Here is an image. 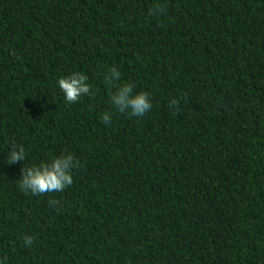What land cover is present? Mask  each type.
I'll use <instances>...</instances> for the list:
<instances>
[{"label": "trees", "instance_id": "trees-1", "mask_svg": "<svg viewBox=\"0 0 264 264\" xmlns=\"http://www.w3.org/2000/svg\"><path fill=\"white\" fill-rule=\"evenodd\" d=\"M128 83L143 117L112 102ZM68 154L72 185L20 189ZM0 262L264 264V0H0Z\"/></svg>", "mask_w": 264, "mask_h": 264}, {"label": "clouds", "instance_id": "clouds-1", "mask_svg": "<svg viewBox=\"0 0 264 264\" xmlns=\"http://www.w3.org/2000/svg\"><path fill=\"white\" fill-rule=\"evenodd\" d=\"M152 15L158 16L165 12L161 5H156L150 9ZM120 73L112 68L109 74H106L105 81L109 85H114L119 80ZM88 76L81 72H74L67 77H61L58 80V86L68 103H76L82 95L91 94V85L87 82ZM131 83L117 86L116 91L112 93V102L120 112H128L132 116L143 117L150 111L152 104L149 93L133 92ZM172 105H178L175 99L171 101ZM102 122L105 125L110 124L111 113L105 112L102 115ZM26 159L24 147L13 144L8 152L7 163L14 164ZM78 162L72 154L54 158L50 163H43L39 166L22 168V176L19 187L26 194L31 192L33 195H43L50 192H62L72 185V169L78 167ZM56 203L49 200V204ZM26 246L31 247L34 238L28 235L24 236ZM2 264V262H0Z\"/></svg>", "mask_w": 264, "mask_h": 264}]
</instances>
